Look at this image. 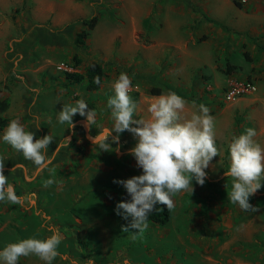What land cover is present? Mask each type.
Returning a JSON list of instances; mask_svg holds the SVG:
<instances>
[{
	"label": "rangeland",
	"instance_id": "1",
	"mask_svg": "<svg viewBox=\"0 0 264 264\" xmlns=\"http://www.w3.org/2000/svg\"><path fill=\"white\" fill-rule=\"evenodd\" d=\"M239 1L240 7L232 0H0V96L8 100L2 115L18 119L35 139L53 137L51 162L38 172L2 140L7 126L0 131L3 172L22 198L19 204L0 202V250L22 239H46L54 229L61 243L53 264H264V181L249 199L259 211L250 212L229 201L232 178L224 176L234 135L255 128L264 148V33L246 30L255 25L248 16L264 9V0ZM93 16L87 29L82 21ZM83 29L88 34L76 43ZM90 60L103 70L94 90L86 89ZM65 72L83 79L74 83ZM121 72L132 81L138 119H149L150 103L168 93L151 95L152 82L198 85L192 97H182L183 114L190 117L193 103L207 106L219 150L205 169V184L193 181L192 194L173 197L168 222H148L135 239L137 229L121 231L130 218L114 211L122 186L113 180L142 173L127 155L136 140L122 133L117 154L99 151L88 138L98 142L112 128L107 100ZM230 81L251 83L254 91L226 100ZM78 100L96 111L91 133L79 113L72 130L58 122L63 105ZM49 179L54 182L45 187ZM18 264L44 262L29 256Z\"/></svg>",
	"mask_w": 264,
	"mask_h": 264
},
{
	"label": "clouds",
	"instance_id": "2",
	"mask_svg": "<svg viewBox=\"0 0 264 264\" xmlns=\"http://www.w3.org/2000/svg\"><path fill=\"white\" fill-rule=\"evenodd\" d=\"M100 84V77L94 79ZM132 87L130 77L121 72L113 82L114 95L107 100V108L111 112L113 126L105 129V136L96 141L89 135L92 143H98L99 151L120 154V135L129 132L136 143L128 149L127 155L136 161V167L142 170L140 175L128 179H114L113 183L121 185L130 197L115 205V213L130 223L121 226V231L132 238L142 234L148 228V215L156 205H164L168 210L174 208V200L178 193L194 191L193 181L203 186L206 181L207 169L214 157L219 156L214 132V117L204 104L192 107L196 109L186 117L183 113L186 101L175 92H168L157 97L148 107L149 119L135 118L137 103L129 95ZM79 113L86 117L83 126L91 133L96 123V111L88 109L84 100L76 101L75 106L63 105L58 112V122L69 124V130L75 128L73 116ZM115 133V135H113ZM74 134V133H73ZM257 130L246 127L241 134L234 135L229 144V168L225 177H231V190L227 193L232 204L243 211L257 212L259 209L249 203L251 196L262 187L264 181V148L255 137ZM35 135L25 130L24 125L13 119L3 132L2 140L14 150L22 152L25 159L31 161L36 170L47 168L51 159L47 157L51 135L35 139ZM109 138H111L109 140ZM70 140V138H69ZM113 145H116L113 148ZM114 149V150H113ZM58 148L53 152V156ZM4 164L0 160V202L11 204L22 203V198L15 193L14 186L9 184L3 172ZM54 181H45L44 186H50ZM226 187V186H225ZM54 234L46 239L27 238L14 243H8L0 250V264H18L21 257L36 256L44 264H53L60 255L58 246L61 237L54 229ZM73 264H76L73 261Z\"/></svg>",
	"mask_w": 264,
	"mask_h": 264
},
{
	"label": "trees",
	"instance_id": "3",
	"mask_svg": "<svg viewBox=\"0 0 264 264\" xmlns=\"http://www.w3.org/2000/svg\"><path fill=\"white\" fill-rule=\"evenodd\" d=\"M233 4L237 7H240L241 3L239 0H232ZM82 23L85 25L87 29H91L95 23V17H90L89 19H85L82 21ZM88 34V31L83 29L79 31L76 34V37L74 41L76 43H82V39ZM76 60V59H75ZM85 75H86V89L88 90H94L97 89L99 85L94 83L95 77L99 76L100 77V82L102 80V75H103V70L97 61L90 60L88 63H86L85 66ZM65 78L68 80L77 83L83 79V75L79 72H65L64 73ZM152 78V77H151ZM202 81V80H201ZM198 88V85L196 86L195 83L190 84V88L188 91L185 89H178L173 86H163L160 84H156L152 82V85L148 89V92L151 95H158L161 92H175L181 97H183L185 94L193 95L194 90ZM220 102V101H219ZM8 107V100L5 97L0 96V131L6 127L9 124L10 119L4 117L2 114L6 111ZM130 199L128 197L126 190L122 187V190L119 195V200H127ZM171 216V210H168L166 206L164 205H156L155 209L149 213L148 215V222H151L153 224H156L158 226H163L166 224Z\"/></svg>",
	"mask_w": 264,
	"mask_h": 264
},
{
	"label": "built area",
	"instance_id": "4",
	"mask_svg": "<svg viewBox=\"0 0 264 264\" xmlns=\"http://www.w3.org/2000/svg\"><path fill=\"white\" fill-rule=\"evenodd\" d=\"M252 91H254V85L251 83L230 81L224 91V98L226 100H233Z\"/></svg>",
	"mask_w": 264,
	"mask_h": 264
},
{
	"label": "crops",
	"instance_id": "5",
	"mask_svg": "<svg viewBox=\"0 0 264 264\" xmlns=\"http://www.w3.org/2000/svg\"><path fill=\"white\" fill-rule=\"evenodd\" d=\"M249 17L253 18L255 25L252 29L249 28L246 30H251V31L257 30L259 33H264V9H260L258 11H254V12L250 13V15L248 16V19H249ZM171 86L176 87L178 89H185L186 91H188L190 88L189 84L185 86L184 83L183 84H181V83H174L173 84L172 83Z\"/></svg>",
	"mask_w": 264,
	"mask_h": 264
}]
</instances>
